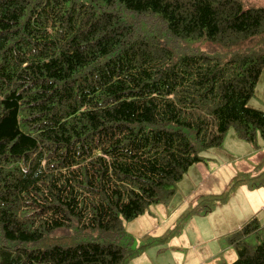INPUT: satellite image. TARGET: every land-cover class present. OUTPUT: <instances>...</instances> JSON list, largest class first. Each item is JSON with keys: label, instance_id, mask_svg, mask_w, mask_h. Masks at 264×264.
I'll return each instance as SVG.
<instances>
[{"label": "trees", "instance_id": "trees-1", "mask_svg": "<svg viewBox=\"0 0 264 264\" xmlns=\"http://www.w3.org/2000/svg\"><path fill=\"white\" fill-rule=\"evenodd\" d=\"M263 68L264 5L0 0V264H126L124 221L230 127L264 143ZM259 229L231 233L224 264H264Z\"/></svg>", "mask_w": 264, "mask_h": 264}, {"label": "rangeland", "instance_id": "rangeland-1", "mask_svg": "<svg viewBox=\"0 0 264 264\" xmlns=\"http://www.w3.org/2000/svg\"><path fill=\"white\" fill-rule=\"evenodd\" d=\"M244 7L264 0H242ZM189 46H212L224 59L226 48L196 40ZM248 105L264 110V68ZM203 161L188 167L167 201L124 221V238L134 255L126 264H224L236 258L227 237L256 218L260 229L246 238L264 239V143L240 139L232 127L220 146L202 152Z\"/></svg>", "mask_w": 264, "mask_h": 264}, {"label": "crops", "instance_id": "crops-1", "mask_svg": "<svg viewBox=\"0 0 264 264\" xmlns=\"http://www.w3.org/2000/svg\"><path fill=\"white\" fill-rule=\"evenodd\" d=\"M234 260V259H233Z\"/></svg>", "mask_w": 264, "mask_h": 264}]
</instances>
